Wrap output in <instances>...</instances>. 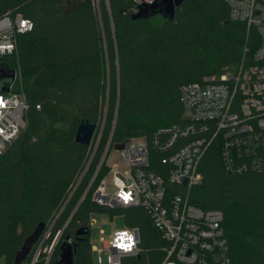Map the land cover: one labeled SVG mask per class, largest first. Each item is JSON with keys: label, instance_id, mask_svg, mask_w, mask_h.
<instances>
[{"label": "trees", "instance_id": "obj_1", "mask_svg": "<svg viewBox=\"0 0 264 264\" xmlns=\"http://www.w3.org/2000/svg\"><path fill=\"white\" fill-rule=\"evenodd\" d=\"M135 11L132 0H0V17L11 12L34 24L18 36L17 55L0 57L20 74L16 84L28 105L25 131L0 153V263L32 264L42 246L34 264H59L63 245H72L73 264H94L96 212L120 215L125 227L139 230V254L121 264L163 263L168 244L143 208L94 203L111 171L103 155L110 141L109 149L150 141L180 123L181 88L248 58L259 36L229 21L223 0H184L173 20H135ZM83 119L96 124L88 146L75 141ZM151 157L158 171L163 156L152 149ZM199 171L189 201L223 212L230 264H264V171L228 174L218 142ZM41 225V238L17 263ZM54 241L48 259L44 249Z\"/></svg>", "mask_w": 264, "mask_h": 264}, {"label": "built area", "instance_id": "obj_2", "mask_svg": "<svg viewBox=\"0 0 264 264\" xmlns=\"http://www.w3.org/2000/svg\"><path fill=\"white\" fill-rule=\"evenodd\" d=\"M135 13L155 0H132ZM229 21L254 28L256 51L238 63L231 75L205 77L181 88L182 121L158 130L150 141L125 142L128 169L113 177L114 192L102 181L95 204L109 209L141 207L167 242L162 264H230L221 210H203L189 201L192 187L202 181L200 163L215 142L220 143L226 172L240 175L264 171V0H223ZM32 20L11 12L0 17V57L17 55L18 36L31 32ZM10 90L0 94V153L27 127L28 105L20 74ZM16 84V87H15ZM161 154L158 171L151 169V150ZM140 233L125 227L103 241L94 264H121L139 254ZM54 243L44 249L49 256ZM41 247L32 264L37 260Z\"/></svg>", "mask_w": 264, "mask_h": 264}, {"label": "water", "instance_id": "obj_3", "mask_svg": "<svg viewBox=\"0 0 264 264\" xmlns=\"http://www.w3.org/2000/svg\"><path fill=\"white\" fill-rule=\"evenodd\" d=\"M183 2L184 0H155L152 4H143L139 6L138 11L132 15V18L135 20H148L157 15H162L165 19L173 20L176 8ZM15 79V70L10 69L5 63H0V91L8 92ZM95 130L96 124L94 122L86 119L81 120L75 134V141L84 146L90 145ZM110 142L107 148H109ZM42 234L43 225H41L35 233L27 239L23 251L17 255V263H20L28 255L29 247L34 241L40 239ZM59 264H73L72 245H63Z\"/></svg>", "mask_w": 264, "mask_h": 264}, {"label": "rangeland", "instance_id": "obj_4", "mask_svg": "<svg viewBox=\"0 0 264 264\" xmlns=\"http://www.w3.org/2000/svg\"><path fill=\"white\" fill-rule=\"evenodd\" d=\"M237 67L238 65L236 63H231L225 67L218 76L231 75L236 71ZM131 142L135 144L141 143L140 139H133ZM124 148L125 142L115 143L110 149L107 148L105 151L106 154L104 153L106 157V164L111 169V171L103 181L107 185L108 191L110 193L114 192L112 181L115 174L117 172L124 173L128 169L127 162L123 156ZM90 225V243L91 247L94 249H101L103 246V241H109L116 231H120L125 228L122 216H111L108 212L93 213L90 217ZM92 255L93 258H95L96 252H93Z\"/></svg>", "mask_w": 264, "mask_h": 264}]
</instances>
